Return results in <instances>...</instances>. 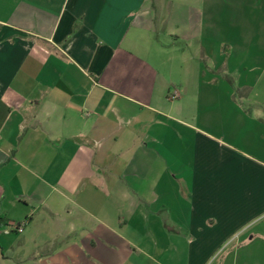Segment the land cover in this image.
<instances>
[{
    "label": "crops",
    "instance_id": "obj_1",
    "mask_svg": "<svg viewBox=\"0 0 264 264\" xmlns=\"http://www.w3.org/2000/svg\"><path fill=\"white\" fill-rule=\"evenodd\" d=\"M217 255L264 264V0H0V264Z\"/></svg>",
    "mask_w": 264,
    "mask_h": 264
},
{
    "label": "built area",
    "instance_id": "obj_2",
    "mask_svg": "<svg viewBox=\"0 0 264 264\" xmlns=\"http://www.w3.org/2000/svg\"><path fill=\"white\" fill-rule=\"evenodd\" d=\"M178 95H179V92H178V90L175 89L173 91V93L170 95V97L172 99H174V98H177ZM24 228H25L24 223H13V224H11L9 226H6L5 229H4V231L6 233L11 232V231H15L17 233H21V232L24 231Z\"/></svg>",
    "mask_w": 264,
    "mask_h": 264
},
{
    "label": "rangeland",
    "instance_id": "obj_3",
    "mask_svg": "<svg viewBox=\"0 0 264 264\" xmlns=\"http://www.w3.org/2000/svg\"><path fill=\"white\" fill-rule=\"evenodd\" d=\"M225 137H226V140H227V141H232V140H231V137H230L229 135L225 134ZM217 256H218V257H217ZM217 256L214 257V258H215V260H214V261H215V264H216V263L218 264L219 261L221 260V256H219V255H217ZM214 258H213V259H214Z\"/></svg>",
    "mask_w": 264,
    "mask_h": 264
}]
</instances>
